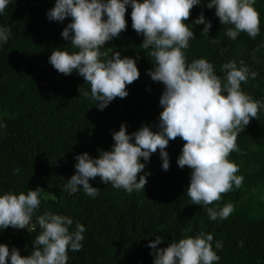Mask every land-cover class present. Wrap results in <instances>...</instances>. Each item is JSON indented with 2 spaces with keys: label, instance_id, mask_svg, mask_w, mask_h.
Masks as SVG:
<instances>
[{
  "label": "trees",
  "instance_id": "16d2710c",
  "mask_svg": "<svg viewBox=\"0 0 264 264\" xmlns=\"http://www.w3.org/2000/svg\"><path fill=\"white\" fill-rule=\"evenodd\" d=\"M55 2L10 0L0 13V27L10 29L8 41L0 42V195L27 194L41 188V204L30 225L36 231L11 226L6 231L0 229V244L18 249L21 256L30 255L41 231L37 218L51 212L71 218L72 232L77 223L85 227L83 247L78 252L69 249L67 264H154L148 244L157 236L163 238L157 248H166L200 232L213 235V250L220 256L213 264H264V108L259 111V120L252 118L239 133V151L228 156L239 166L236 175L244 177L242 187L233 185L232 191L210 205L192 204L187 196L191 169L177 164L185 143L180 137L170 140L165 149L170 162L167 171L159 149L148 162L141 158L145 168L137 180L139 175L150 173L144 191L128 193L99 177L89 180L100 190L95 198L82 188L74 193L65 190L67 181L76 174L75 157L87 152L95 159L101 151H110L115 143L112 133L119 131L122 123L128 134L145 125L159 130L164 85L148 74L155 68L152 49L140 46L144 36L132 28V9L127 5V29L100 48L107 53L101 59L119 52L122 59L136 60L140 75L126 86L127 97H117L100 110L84 77L76 70L64 75L49 63L55 49L79 51L61 35L72 18L63 22L48 19ZM208 2L201 0L193 6L185 21L195 37L182 50L186 61L206 59L221 78L226 75L223 64L235 61L239 67L242 61L257 73L241 84L242 91L264 102V0H255L260 32L254 39L246 32L236 39L228 37V28L234 26L222 25L215 8L207 7ZM201 13L212 25L204 34L205 25L194 23ZM79 88L88 91L89 97L80 94ZM228 203L234 205V211L227 219H210L207 208L219 211ZM217 241L222 242V249H216Z\"/></svg>",
  "mask_w": 264,
  "mask_h": 264
},
{
  "label": "clouds",
  "instance_id": "9594fccd",
  "mask_svg": "<svg viewBox=\"0 0 264 264\" xmlns=\"http://www.w3.org/2000/svg\"><path fill=\"white\" fill-rule=\"evenodd\" d=\"M10 0H0L3 13ZM201 0H56L55 6L47 13L48 19L71 22L61 35L79 51L69 53L55 49L49 63L64 75L73 70L90 84L91 99L103 110L115 98L127 97L126 86L139 78L136 60L121 58L115 52L110 59L102 60L107 53L100 48L107 41L118 37L127 29L126 6L131 5L132 28L144 36L143 49H152L150 56L155 61L154 70H149L153 81L162 82L164 91L160 97L163 111L160 113L158 131L142 126L138 131L127 133L126 125L112 133L115 141L110 151H101L98 158L85 152L75 157L74 174L65 185V190L74 193L83 189L95 198L100 190L91 186L90 179L99 177L104 183L111 182L114 188H123L128 193L144 191L147 176L139 175L145 168L141 158L148 162L159 149L162 167L170 168L168 153L165 151L170 140L180 137L185 141L177 159L178 166L191 169L187 196L192 204L210 205L219 201L222 194L242 187L243 176L236 175L239 166L228 160L233 151H239L236 143L240 132L252 118L259 120V111L264 102L253 99L241 89L242 83L255 78L241 61L222 65L225 77L216 74L213 65L206 59L186 61L183 49L189 47L195 38L191 27L185 23L193 6ZM255 0H209L208 8H215V14L222 25H233L226 35L236 39L241 32L255 38L260 32V14L254 7ZM106 15L107 19H104ZM204 24L203 34L208 33L211 22H206L203 13L194 21ZM70 33L72 35L70 36ZM10 29L0 27V42L6 43ZM223 52V49L221 50ZM85 98L88 91L78 89ZM134 138V143L132 142ZM82 186V187H81ZM41 188L29 190L27 194L12 192L0 195V229L9 226L16 229L31 227L35 210L41 204ZM52 198L55 196L49 194ZM234 211L228 203L219 211L207 208L211 220L227 219ZM71 218L46 212L37 218L40 233L34 240L35 249L28 256H21L18 249L9 250L0 244V264H67L68 251L82 249L84 225L77 223L74 232L69 230ZM162 237L157 236L148 247L153 250L154 264H213L220 256L213 250V235L200 232L186 236L178 242H171L166 248H157ZM243 246V242H240ZM216 249L223 244L217 241Z\"/></svg>",
  "mask_w": 264,
  "mask_h": 264
},
{
  "label": "rangeland",
  "instance_id": "374dc122",
  "mask_svg": "<svg viewBox=\"0 0 264 264\" xmlns=\"http://www.w3.org/2000/svg\"><path fill=\"white\" fill-rule=\"evenodd\" d=\"M6 231V229H4Z\"/></svg>",
  "mask_w": 264,
  "mask_h": 264
}]
</instances>
